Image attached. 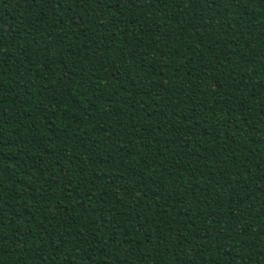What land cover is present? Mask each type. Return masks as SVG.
Returning <instances> with one entry per match:
<instances>
[{
  "label": "trees",
  "instance_id": "obj_1",
  "mask_svg": "<svg viewBox=\"0 0 264 264\" xmlns=\"http://www.w3.org/2000/svg\"><path fill=\"white\" fill-rule=\"evenodd\" d=\"M0 264H264V0H0Z\"/></svg>",
  "mask_w": 264,
  "mask_h": 264
}]
</instances>
